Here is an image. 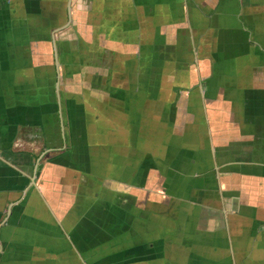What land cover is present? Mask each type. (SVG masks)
Masks as SVG:
<instances>
[{
  "label": "crops",
  "instance_id": "0c3cea01",
  "mask_svg": "<svg viewBox=\"0 0 264 264\" xmlns=\"http://www.w3.org/2000/svg\"><path fill=\"white\" fill-rule=\"evenodd\" d=\"M0 264H264V0H0Z\"/></svg>",
  "mask_w": 264,
  "mask_h": 264
}]
</instances>
